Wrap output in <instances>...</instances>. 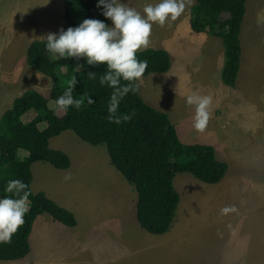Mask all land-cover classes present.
<instances>
[{
    "label": "trees",
    "instance_id": "16d2710c",
    "mask_svg": "<svg viewBox=\"0 0 264 264\" xmlns=\"http://www.w3.org/2000/svg\"><path fill=\"white\" fill-rule=\"evenodd\" d=\"M247 0H195L190 10V26L194 32H208L222 40L224 63L222 82L234 86L240 69V28L245 15ZM66 30L76 27L84 19L102 20L110 24L96 8L97 0H63ZM225 15V18H223ZM227 15V16H226ZM139 60H146L148 67L143 76L164 73L170 69L171 60L167 50L146 48L137 51ZM27 64L37 72L49 76L53 85L49 96L29 89L17 97L0 118V198L12 195L5 191L7 181L21 179L31 192L29 211L25 223L12 236L11 243H0V261H15L24 258L30 251L29 235L35 219L49 214L66 226L77 224L74 214L51 200L44 192L31 190V165L36 161L47 162L61 170L71 165L70 157L59 149L49 146L52 137L72 130L77 137L91 145H104L110 163L137 193L136 219L145 231L161 235L166 233L173 221L180 201L173 185L177 173H188L196 179L216 184L223 180L227 164L216 157L209 144L181 142L177 130L167 113L147 104L139 91L129 92L120 102L117 115L131 114L132 119L116 124L108 117V104L112 89L101 86L99 77L105 65L96 68L86 66L83 58L55 59L45 51L41 39L33 40L26 51ZM65 68V71L62 69ZM96 74V79L88 75ZM77 84L73 96L83 98L80 107H70L67 114L49 107L48 101L63 94L71 79ZM61 79L67 82L62 84ZM127 83L122 81V84ZM94 103L89 104L87 97ZM36 111L28 122L21 120L29 110ZM45 122L43 129L39 124ZM27 156L18 158V151ZM174 157V159H173Z\"/></svg>",
    "mask_w": 264,
    "mask_h": 264
},
{
    "label": "rangeland",
    "instance_id": "374dc122",
    "mask_svg": "<svg viewBox=\"0 0 264 264\" xmlns=\"http://www.w3.org/2000/svg\"><path fill=\"white\" fill-rule=\"evenodd\" d=\"M250 1L252 0L246 1L245 9L248 12L246 14L245 10L246 18L244 15L240 28V69L236 83L234 86H227L222 82L221 89L227 92V104L218 107L211 104V118L203 132H198L192 127L193 109L190 106L185 109L184 106L175 104L177 99L174 97V49L173 54L170 53L171 66L167 72L145 75L138 82L142 99L147 97L151 106L168 114L174 122L181 142L209 144L218 139L226 141L223 145H214V150L216 157L226 162L227 171L235 175L233 180L236 185L232 178L229 182L225 181L218 185L222 180L216 184H207L191 174L177 173L173 178V185L180 197L177 213L175 212L177 218L182 204H185L188 209H204L205 211H219L226 206H235L238 209L236 215L239 216L237 218L235 215L234 220L247 219L248 215L245 217L241 215V209H251V216L256 215L257 211L264 213V10L259 11L255 8L250 10ZM122 2L142 13L146 4H156L159 0H122ZM185 2L186 10L177 20L164 27L153 25L147 48L163 45L174 47V25L190 17V10L195 4V0H191L190 3L188 0ZM258 2L259 5L264 4V0H258ZM46 3L47 0H0V34L4 33L5 37H10L8 45H15L13 52L17 53L18 63L26 52L25 45L21 44L24 38L25 42L30 44L35 39L43 40L42 37L47 34L57 33L61 28L66 27L63 0H49ZM192 35L196 33L192 31ZM2 37L0 35V45ZM220 47V52L218 45L214 51L210 49L195 51L192 63L199 65L200 58L203 64L202 71L214 63L217 65L216 62H221L222 66L223 43H220ZM62 71H65V68ZM192 72L190 73L191 84L197 87L202 76ZM28 75L35 76L33 84L37 89L30 87L25 90L33 89L48 97L53 85L52 78L34 69L29 70ZM31 76L20 79L14 85L19 89L25 87V83H27L26 86H31ZM205 78L206 81L209 80L208 75ZM60 82L65 84L67 80L61 79ZM213 86H216L215 74L212 77ZM216 96L219 95H215L214 98ZM77 100L82 101L83 98L79 96ZM53 103L55 104L53 100H49V107H53ZM6 108L4 106L3 110ZM181 110H183L182 114L178 117ZM35 113L36 111L31 109L22 116L21 120L25 122ZM44 124L46 123H40L39 128H43ZM223 126L234 132V136L229 138V141L225 139L228 136V130L226 135L223 131V136H220ZM49 146L62 150L70 157L71 173L84 174L83 185L86 189H93V193L88 197L92 204H97L102 213L109 214L110 218L113 213L112 216L115 217L111 220H114L116 228L118 218L121 221L124 227L121 232L122 241L115 244V248H109V252L112 253L110 259L115 260L113 264H183L180 259L174 261V250L171 251L158 240V242L147 240V237L151 239L153 234L142 229L137 222V193L110 163L104 145H91L77 137L72 130H66L52 137ZM25 155V150L21 149L18 152L20 159ZM107 178L108 182H106ZM59 187L60 190H65L63 186ZM225 194L226 199L222 200ZM234 197L236 200L232 199ZM68 198L74 199V193L68 192V197L63 194L60 200L64 202ZM84 198L87 197L84 196ZM220 216L221 221L226 224L232 221L229 214ZM217 219V215L212 216V221ZM172 222L174 223V220ZM156 239L163 240L162 237Z\"/></svg>",
    "mask_w": 264,
    "mask_h": 264
},
{
    "label": "crops",
    "instance_id": "0c3cea01",
    "mask_svg": "<svg viewBox=\"0 0 264 264\" xmlns=\"http://www.w3.org/2000/svg\"><path fill=\"white\" fill-rule=\"evenodd\" d=\"M249 7L250 10L252 8L259 11L264 10V4L259 5L258 0L250 1ZM247 12L248 10L246 9V14ZM250 13L252 12L250 11ZM189 26L190 17L174 25L175 41L173 48L166 45L153 47L165 49L169 54H173L172 50L174 49V97L177 99L175 104L182 105L186 109L189 107L185 102L186 96L196 92L200 95L212 97L214 99L212 100L214 101L212 105L214 106L226 105L227 92L225 89H221V71L223 66H221V62H216L219 67L214 63L204 71H202L203 64L200 62V58L198 61L199 65L192 63L195 51L204 49L214 51L218 45V51L220 52L222 40L208 32H195L196 35H192V29ZM0 35L3 36L1 39L2 44L0 45L1 118L5 110L11 107L13 101L26 91L25 89L30 87L33 89L37 88L33 84L36 79L35 76L28 75V71L32 70V68L27 64L26 52L18 63L17 53L13 52L15 45H8L10 37H5L4 33ZM22 38L24 37L22 36ZM21 44L25 45L27 51L29 44L25 42V38ZM6 45L8 46L5 49ZM191 72L202 76V79L200 78L201 81L197 83V87H193L191 84ZM213 74L216 75V86L212 87ZM206 75L209 76L208 81H206ZM30 76L32 77L31 86H26L27 83H25L26 88L19 89L14 85L20 79ZM17 89L19 90L17 91ZM217 94L219 96L214 98ZM144 101L147 104L150 103L147 97L144 98ZM149 105L151 106V104ZM4 106L7 107L5 110H3ZM175 110L177 111V108ZM182 111L178 114V117H180ZM35 114L27 118L25 122L30 121ZM22 121L24 122L23 119ZM171 122L174 124L173 121ZM45 126L46 124H44L43 128ZM223 128L220 136H223V131H225V135L227 133L228 129L225 126ZM228 131V136L225 139L229 141V138L234 136V132L232 130ZM220 140L222 139L209 144L214 147V145L218 146L226 143L225 140ZM25 156H27V152ZM71 168L70 166L68 169L61 170L47 162H34L31 166L33 174L31 190L33 192H44L51 200L70 210L74 214L77 224L70 227L54 220L47 213L39 215L35 219L29 235L30 251L27 256L15 261H0V264L114 263L115 260L110 259L112 253L109 252V248H115L114 245L122 241L121 232L124 227L118 218V227L116 228L114 220H111L112 217H115L112 216L113 213H111L110 218L109 214L106 213L104 215L102 213L97 204H92L88 197L93 193V189H86L82 182L84 174L82 172L71 173ZM227 172L225 178L218 185L225 181L229 182L230 178L236 185L235 180H233L235 175L229 170ZM69 174L71 179L66 181L64 177ZM227 177L228 179L226 180ZM78 178L80 180H77ZM106 182H108V178ZM59 186H63L65 190H60ZM68 192L74 193V199L68 198L64 202L60 200L63 194L68 197ZM84 196L87 198H84ZM224 196L225 198L222 197V200L226 199V194ZM232 199L236 200L235 197ZM250 211L251 209H241V215L243 217L248 215V217L240 220H234L237 211L228 213L232 221L226 224L220 219L221 210H193L182 204L179 208L180 214L178 218L176 211L173 218L174 223L172 222L166 233L161 235L153 234L151 239L145 236L151 242L160 241L171 251L174 250V261L180 259L183 264L194 262L197 264H264V213L257 211L256 215L251 216ZM214 215H217L218 219L212 221V216ZM236 216L238 218L239 215L237 214ZM159 237H162L163 240L156 239Z\"/></svg>",
    "mask_w": 264,
    "mask_h": 264
},
{
    "label": "clouds",
    "instance_id": "9594fccd",
    "mask_svg": "<svg viewBox=\"0 0 264 264\" xmlns=\"http://www.w3.org/2000/svg\"><path fill=\"white\" fill-rule=\"evenodd\" d=\"M95 6L111 21L110 26L102 20L84 19L76 27L61 28L57 33H49L42 38L45 51L55 59L83 58L85 63L78 64L80 69L85 65L92 68L105 65L99 83L113 90L108 104V119L120 124L131 120L135 113L117 115L119 104L129 92L139 91L138 82L148 67L146 60L137 58V51L148 47L154 24L164 27L177 20L187 5L185 0H159L156 4H146L142 13L126 6L122 0H97ZM88 75L96 79L95 72L88 71ZM122 81L127 83L122 84ZM77 82L75 77L71 79L63 94L55 100L54 110L67 114L70 107H80L81 101L73 96ZM87 102L94 103L89 96ZM185 102L193 109L192 127L203 132L211 118L212 97L192 92L186 96ZM64 179L70 180V174ZM5 191L12 194L0 198V243L6 244L11 243L12 236L25 223L31 192L21 179L7 181ZM236 211L235 206H226L221 209V214Z\"/></svg>",
    "mask_w": 264,
    "mask_h": 264
}]
</instances>
